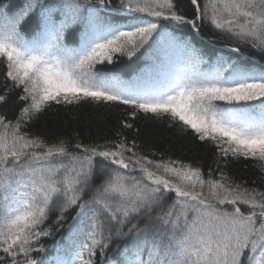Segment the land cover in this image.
Listing matches in <instances>:
<instances>
[{"label": "snow or ice", "instance_id": "obj_1", "mask_svg": "<svg viewBox=\"0 0 264 264\" xmlns=\"http://www.w3.org/2000/svg\"><path fill=\"white\" fill-rule=\"evenodd\" d=\"M188 6L182 0H28L12 15L0 8V63L24 102L15 123L0 115V264H45L33 253L45 251L41 238L52 235L50 215L59 230L72 208L60 249L69 255L49 264H97V255L130 234L124 259L107 264H264V192L242 188L223 172L214 178L211 168L205 176L198 165L150 159L126 137L50 143L21 131L53 106L123 105L133 119L142 114L190 131L225 164L229 157L251 159L264 170V71L224 57L202 70L203 53L176 35L188 29L199 36L207 26L208 39H223L230 52L244 45L264 53V0H188ZM37 8L29 40L22 24ZM138 53L160 62L132 81L107 69ZM7 99L0 94V104ZM173 194V203L157 212Z\"/></svg>", "mask_w": 264, "mask_h": 264}, {"label": "trees", "instance_id": "obj_2", "mask_svg": "<svg viewBox=\"0 0 264 264\" xmlns=\"http://www.w3.org/2000/svg\"><path fill=\"white\" fill-rule=\"evenodd\" d=\"M27 2L28 0H0V8L12 15L22 9ZM46 2L50 3L51 0H46ZM182 6L188 8V0H182ZM38 15L39 9L37 8L23 22L22 31L25 33L26 39L31 40L33 38ZM211 34V30L207 26L202 29V35L199 36L191 33L188 29L179 30L176 33L181 38L190 39L194 46L203 53L206 62L201 65L202 70H208L215 63L217 57H224L231 58L234 63L257 72L264 71V53L244 45L240 46V53L230 52L221 46L225 42L223 39L216 43L208 39ZM228 42L236 43L235 41ZM67 43L69 46H75L76 42L72 36H69ZM156 55L162 58V54ZM173 60H175V56H173ZM159 62V59L153 60L148 54L138 53L131 60L124 57L120 59L119 63L107 66V69H111L123 81H132L136 80L138 74L143 73L150 65ZM176 67L178 70L180 66L177 64ZM102 70L105 69L102 68ZM5 72L3 63H0V94H4L8 98L7 103L0 104V115L15 123L24 102L18 99L21 94L20 89H12L11 81L6 79ZM129 112L131 109L123 105H112L111 107L97 104H85L79 107L53 106L33 119L26 127H22L21 131H26L32 136H39L50 143L62 138L71 139L73 142L79 140L88 145L108 144L126 137L128 143L135 140L137 151L150 159L179 160L184 164L198 165L204 171L205 176L211 168L214 178L218 179L219 173L223 172L235 184H240L242 188L264 192V170H261L259 161L229 157L225 164L223 158L218 157L214 146L196 140L190 131H182L175 126L169 127L164 121L148 119L142 114H138L133 119ZM124 122L132 124L133 127H124ZM0 131H3L2 127H0ZM153 170L155 171V169ZM174 199L173 194L164 202L163 209H157V212L166 210ZM224 207L231 209L230 205ZM241 210L247 211L248 208L241 205ZM75 212L76 209L72 208L65 213V219L59 230L55 229V214L50 215L46 226L53 229L52 235L41 238L45 251L33 253L35 258L42 259L45 264H49V261L58 254L64 258L68 257L69 254L60 251V249L62 245L67 243L69 226L73 224L72 217ZM134 236L135 234H130L125 239L113 242L103 257L100 255L95 257L97 264H107L108 261L119 262L124 259L121 249L125 244H131ZM166 242L167 238L165 237L164 243ZM143 254L147 257V250ZM128 255L131 256L132 252L129 251Z\"/></svg>", "mask_w": 264, "mask_h": 264}]
</instances>
